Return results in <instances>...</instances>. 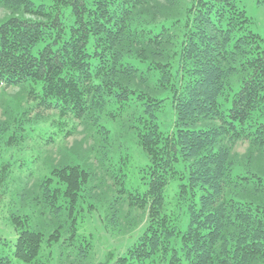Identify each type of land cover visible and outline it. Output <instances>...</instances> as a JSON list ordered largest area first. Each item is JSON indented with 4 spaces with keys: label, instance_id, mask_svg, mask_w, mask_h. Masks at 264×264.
I'll use <instances>...</instances> for the list:
<instances>
[{
    "label": "trees",
    "instance_id": "16d2710c",
    "mask_svg": "<svg viewBox=\"0 0 264 264\" xmlns=\"http://www.w3.org/2000/svg\"><path fill=\"white\" fill-rule=\"evenodd\" d=\"M0 9L10 13L0 19V87L34 102L0 118V208L16 233H0V264H89L95 214L115 236L137 224L136 209L142 232L103 264H264V35L239 0H0ZM38 108L56 113L42 128ZM112 120L144 162L132 163ZM78 125L95 137L94 161L28 152L36 130L52 144Z\"/></svg>",
    "mask_w": 264,
    "mask_h": 264
},
{
    "label": "rangeland",
    "instance_id": "374dc122",
    "mask_svg": "<svg viewBox=\"0 0 264 264\" xmlns=\"http://www.w3.org/2000/svg\"><path fill=\"white\" fill-rule=\"evenodd\" d=\"M241 5H243L248 13V15L253 20V30L261 35H264V3H258V0H239ZM10 14L9 11L4 9H0V19H2L5 15ZM34 105V102L29 99L26 95L25 90L21 87H11L5 88L0 87V118H5L7 115L6 111H13L14 114H18L19 109L26 108L28 109L30 106ZM32 119L38 117L39 120L36 125L38 127H45L51 123V121L56 117V113L51 110H43V109H33L31 112ZM165 120H169V115L166 114ZM111 128L116 132L117 139L124 141L131 149L129 150L132 154V163H142L144 162V158H142V153L140 149L137 148L133 141L131 134H124V129L120 126V122L116 120H112ZM83 125H78L74 132L68 135H62L55 143L44 144L41 142V139L37 138L40 131L36 130L34 136L29 138L26 141L28 152H32L34 150L40 149L43 153V157H51L55 161H58L65 153H70L71 155L76 153L80 156L81 161L85 160H93L94 157V141L95 137H93V133L91 131H87L84 129ZM117 143H119L117 141ZM26 148V147H24ZM248 148L247 144H242L237 147V151L239 155L244 154L246 149ZM7 158H9V153L6 154ZM88 156L90 159H88ZM42 162V161H40ZM97 165V164H96ZM131 170L134 169L138 171L140 165H130ZM39 167H42L39 165ZM40 169V168H39ZM38 169V170H39ZM18 180L21 178L23 180H27L26 172H17ZM38 171L34 176L37 179ZM137 176V174H135ZM33 178V177H32ZM134 185H136L134 183ZM177 194V182L173 181L170 183L166 189V198L170 202H174ZM10 194L6 197V201L9 202ZM6 207L0 208V233L4 234L6 237L11 239L16 238V233L14 228L7 220V211ZM128 212V208H125V213ZM95 218L90 220L89 224L86 226L88 232L94 234L95 240V253L89 264H103L106 262V253L112 252L113 254H118L124 251V249L130 245L142 232L146 215L143 210H133L130 214V218L136 224L132 229L124 228V233L120 235H112L110 230L107 231L104 228L103 224L99 220L97 214H95ZM125 224V223H124Z\"/></svg>",
    "mask_w": 264,
    "mask_h": 264
}]
</instances>
